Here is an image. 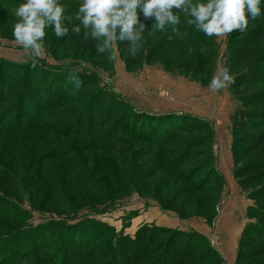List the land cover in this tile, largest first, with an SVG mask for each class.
<instances>
[{
	"label": "trees",
	"instance_id": "obj_1",
	"mask_svg": "<svg viewBox=\"0 0 264 264\" xmlns=\"http://www.w3.org/2000/svg\"><path fill=\"white\" fill-rule=\"evenodd\" d=\"M15 1L17 4L20 2V0ZM67 5L69 14L74 18L79 3ZM179 16V23L171 26L167 31H158L151 28L154 18L146 19L143 13H139V19L145 23L146 28L145 42L137 52L138 56L137 54L131 55L128 50V41L119 43L121 51L128 50L124 56L127 67L136 66L139 61L158 59L159 52L166 53L165 62L169 65L174 55L178 53L176 49L169 47L170 42L174 39L182 40L186 36L196 38V34L185 27L189 17L182 12ZM259 22L260 27H256ZM73 23L78 24L79 21L73 19ZM252 24L254 26L250 27L249 25ZM249 25L247 31L244 32L251 43L249 48L257 46L260 52L264 48V13L255 19H250ZM68 36H73L71 38L76 46L83 44L88 52L97 54L95 51L97 42L91 36L85 38L83 31L79 35L70 31ZM192 44L194 42L187 39L185 45L191 47ZM193 50L196 52L197 49ZM139 54L144 55L143 60L140 59ZM97 55L101 57V54ZM47 70L51 71L48 72L34 66L32 62L13 66L0 61V157L6 154L3 145L6 144L7 149L13 145L22 146L19 138L25 130L31 131L38 128L41 131L50 130V128L40 126L38 119L49 107L64 106L63 102H59L67 91L64 89L69 81H73V77H78L81 86L87 89L80 92L81 97L87 98V101H84V105L79 108H75L71 115L65 116L61 123H54L51 126H53L55 138L73 139L72 141L79 145L77 149L79 153L77 150L72 152L65 145L57 149H48L45 145L31 149L27 162V173L45 172L64 182H59L56 188H61V186L65 188L61 189V193L67 197L66 199L57 197L53 186L50 187L46 183L42 186L47 200L55 199L56 207L65 211L67 208H74L75 202L83 204L85 198L97 201L114 200L112 193L121 194L128 191V187L125 189L123 185H119L122 182L130 183L131 186L136 185L157 173H163L161 177L165 179L168 172L171 175L175 174L174 177L177 180L181 178L193 192L197 193L202 192L203 186L198 177L193 179V176L198 174L204 178L209 176L212 178L211 183L214 181L219 183L215 189L217 197L222 194L225 183L223 175L216 168L212 151H210L215 140V133L212 123L207 119L188 113L154 114L135 111L127 101L113 97V93L109 94L99 90L92 74L68 72L61 68H47ZM200 71L198 73L193 71L194 74L192 73L190 78L194 80L196 75L202 74L203 71ZM260 75H264V55L255 59L243 73V86H250L255 80L258 81L261 78ZM235 82L234 78V83L229 85V91L233 92L235 86L239 88ZM92 90H95L93 94H91ZM249 96H245L246 100H249ZM25 105L26 107L31 106L35 110L34 113L27 111ZM94 107L95 110L91 111ZM7 115L9 118L5 121ZM2 116L3 119H1ZM262 118L264 119V111L256 107L252 109L241 107L234 114L230 130L232 154L235 156L233 175L247 198L253 201L247 208L248 221L238 239L235 264H253V260L264 256V184L249 187L252 182L264 179V156L240 168L237 166V153L255 152L264 146V131L255 127L256 120ZM191 131L197 132L196 135L191 136ZM41 140L35 141L40 143ZM84 140L88 143L82 145ZM237 140L241 143L240 147H236ZM105 145L114 147L121 157L106 152ZM91 149L98 155L99 152L104 155V158L100 155L94 158L93 168L96 166L99 171L103 172L98 179L92 175L93 171L89 172L86 167V164L93 159V155H90ZM206 152L209 153V157H206ZM73 153V159L56 156L57 154L70 156ZM55 163L62 167L58 169L59 171L54 168ZM179 167L183 172L178 170ZM83 177L85 179H82ZM99 178L109 184L108 190L111 194H107L104 189L100 188L97 183ZM14 182L13 176L5 169L0 170V186L14 191ZM87 182H91L92 185L89 186ZM181 190L182 188H176V192L180 193ZM33 192L34 190L30 196ZM33 201L34 199H29L31 205L38 207ZM4 202L0 199V218L3 222L17 221L22 218L15 205ZM218 203L219 201L216 202L215 207ZM45 205L48 203L44 202ZM167 209L171 210L168 207ZM214 213L213 217L217 216L216 210ZM92 225L98 226L99 229L93 231L92 227H86L83 234H78L76 238L70 236V239H66L67 242H74L77 248L73 253L71 263H68V254L64 248L59 264H204L205 262L220 264L221 261L219 255L209 245L210 242L207 244L201 237L202 235L195 232L144 224L132 236L124 233L123 230L117 232L115 228L106 224L93 222ZM22 227L17 226L5 233H0V264H26V261H29V264L41 263L36 250L41 248L45 251L43 248L46 243H41L38 235L43 238L46 230L41 232L43 228L31 227L30 232H26ZM46 227L47 232L54 233L50 225ZM57 227L61 229V223ZM84 242L88 243L82 245ZM2 245H4L3 249Z\"/></svg>",
	"mask_w": 264,
	"mask_h": 264
},
{
	"label": "rangeland",
	"instance_id": "obj_2",
	"mask_svg": "<svg viewBox=\"0 0 264 264\" xmlns=\"http://www.w3.org/2000/svg\"><path fill=\"white\" fill-rule=\"evenodd\" d=\"M62 2L71 4L79 3L80 0H62ZM16 5L17 2L15 0H0V61L13 66L26 65L32 62L34 66H38L48 72L51 70H47V68H61L68 72L92 74L95 77L93 79L97 81L99 90L109 94L113 93V97L116 96L127 101L128 105L133 107L135 111L159 112L165 109L175 113L193 114L199 118L208 117L206 119L212 123L215 133V140L210 151H212V156L215 159L216 168L222 175L226 176L228 174V176L230 175L235 179L233 175L235 156L232 154V140L229 148L232 155V168L226 173L222 171V167H218L220 166L218 159L219 150L222 149L221 143L225 141L222 140L223 136L217 130L227 135V130H231L234 114L241 107L246 109L256 107L264 111V75H260L261 78L258 81L255 80L250 86H243V73L246 72L248 66L255 59L264 55V48L260 52L256 48L257 46L252 49L249 48L251 43L246 33L234 31L219 37H207L203 32L197 31L194 25L185 23V27L196 34V38L186 36L182 40L174 39L171 41L169 47H173L178 53L174 55V59L169 65L165 62L166 53L159 52L158 59L139 61L136 66L128 68L124 62V56H126L128 50L121 51L119 41L115 49L117 59L110 61L107 58V54H101V57L97 54H91L83 44L76 46L75 41L71 38L73 36L67 35L57 38L52 29L48 28L44 38L45 49L43 54L40 58L34 60L30 52L23 50L22 46L16 43L12 34L17 22V18L14 15ZM262 8H264V5H262ZM260 22L257 23L256 27H260ZM249 26L253 27L254 25ZM170 27L165 31L169 30ZM186 38L194 42L191 47L185 45ZM85 48L87 49L86 51L84 50ZM193 49H197L196 52ZM139 56L142 59L144 55L139 54ZM226 66L230 69L231 74L235 78V84H238L239 88L235 86L234 88H237V90L234 89L233 92L228 90L229 86L217 92L211 91L208 88V84L212 76ZM193 71L195 73L200 71L202 74L196 75L193 80V78H190ZM241 82L242 84H240ZM71 88H74L73 81H69L64 89L67 90L65 95L59 100V102H63L64 106H51L38 119L40 126L50 128V130L41 131L39 128L31 131L25 130L23 134H20L19 138L22 146L13 145L7 149V145H3L6 154L0 157V170L4 171L5 169L7 173L13 176L15 189L14 191H9L0 186V199L5 201V204L12 203L15 205L17 210L21 211L17 212L21 214L22 218L12 222H3L0 218V233H5L17 226H23L22 228H25L26 232H30L31 227L43 228L41 232L46 230V235L43 238L38 235V239H41V243H46L45 248H43L45 251L41 248L36 250L37 256L41 260L40 264H59L64 254V248H66L65 250L68 254V263H71L73 253L77 248L74 242H67L66 239H70V236L76 238L78 234H83L86 227H92L93 231L98 230L99 227L92 225L93 222L112 226L117 232L123 230L124 233L132 236L144 224L157 225L198 233L202 235L201 237L204 238L207 244L210 242L209 245L220 257V264H235L238 241L234 259L229 260L225 256L224 248L225 240L229 239L230 236L227 237L226 234H221L218 231L219 219L226 213L230 196L228 183L224 175L225 185L219 197H217L215 192L216 185L218 186L219 183L216 181L211 183L212 178L209 176H205V178L199 174L193 176V179L198 177L203 186L202 192L197 193L193 192L181 178L177 180L174 177L175 174L171 175L168 172L165 179L161 177L163 173H157L136 185L131 186L130 183L122 182L119 185H123L125 189L128 187L127 193H112L114 200L110 201H97L85 198L83 204L75 202L76 206L74 208H67L63 211L61 208L56 207L55 199L49 198L47 200L42 188L45 183L49 184L50 187H54L57 197L61 199L67 198L61 193V189L65 188L62 186L61 188H56L57 184L62 181H59L55 176H49L45 172L27 173V162L31 155L30 151L33 148L47 145L48 149H57V147L65 145L72 152L79 148V145L72 141L73 139L66 138V140H62L55 138L53 126H51L54 123H61L65 116L71 115L75 108H79L84 105V101H87V98L81 97L82 94L80 92L83 91V86L78 89ZM94 92L95 90H92L91 94ZM182 92L184 95H181ZM246 95H250L249 100H246ZM25 108L27 111H32V114L35 111L31 106L26 107L25 105ZM205 109H207V113L202 114ZM92 110H95V107ZM9 115L6 116L5 121L9 118ZM1 119H3V116ZM256 121L257 125L255 127L264 131V119H257ZM196 133L191 131V136L196 135ZM37 139L42 140L40 143H36L35 140ZM87 143L84 140L82 145ZM240 144V141L237 140L236 147H240ZM104 150L111 155L121 157L114 147L111 148L109 145H105ZM90 152V155H93V159L86 164V167L89 172L93 171L92 175L98 179L103 172L99 171L96 166L93 168L95 164L94 158L99 157V155L104 158V155L102 152H99L98 155L92 149ZM205 155L209 157L208 152ZM56 156L58 158L63 156L73 159L74 153L70 154V156L68 154L66 156L57 154ZM263 156L264 146L255 152H244L243 154L239 152L237 153V166L240 168L245 164L259 160ZM72 164L74 165V163ZM54 165L57 170L62 168L57 163ZM182 168L179 167L178 170L180 169L179 171L183 172ZM164 173L166 174L167 172ZM24 176L26 178H23ZM90 178L93 179L92 177ZM82 179H85V177ZM235 181L237 182L236 179ZM91 182H87L89 186L92 185ZM97 183L107 194H111L108 190L110 186L107 182L99 178ZM257 184H264V179L252 182L249 187ZM176 188H182L180 193L176 192ZM32 190L34 192L30 196ZM30 198L34 199L33 203L38 207L30 204ZM218 201L219 203L215 207ZM250 201L253 202L252 200ZM44 202L48 203V205L44 206ZM240 204L242 203H238V206ZM167 207L171 210H168ZM241 208L243 216L239 213V207L237 209V220L243 222L246 220L244 205ZM215 210L216 214L218 211V214L213 217ZM150 213H160V215L169 218L171 222H167V225H161L160 222L153 218L155 215ZM230 215L233 216L235 214ZM59 223H61V229L57 227ZM47 225L53 228L54 233L47 232ZM204 226L209 228L206 233L200 231L204 230ZM87 243L84 242L82 245ZM3 247L4 245H2V249ZM200 254L202 253L200 252ZM51 255L56 257V259ZM26 264H29V261H26ZM204 264H207V262ZM253 264H264V256L258 257L255 261L253 260Z\"/></svg>",
	"mask_w": 264,
	"mask_h": 264
},
{
	"label": "clouds",
	"instance_id": "obj_3",
	"mask_svg": "<svg viewBox=\"0 0 264 264\" xmlns=\"http://www.w3.org/2000/svg\"><path fill=\"white\" fill-rule=\"evenodd\" d=\"M264 0H80L75 16L62 0H20L14 9L17 18L13 37L23 50L38 59L45 49L46 30L55 37H65L71 31L97 42V54H107L110 61L117 59V42L128 41V50L135 56L145 42L146 25L139 19L154 18L151 28L165 31L179 23V13L189 17L187 23L207 37L223 36L234 31L244 33L250 19L264 13ZM73 19L79 23H73ZM74 88L81 87L73 77ZM234 83V76L226 66L215 73L208 88L217 92Z\"/></svg>",
	"mask_w": 264,
	"mask_h": 264
},
{
	"label": "crops",
	"instance_id": "obj_4",
	"mask_svg": "<svg viewBox=\"0 0 264 264\" xmlns=\"http://www.w3.org/2000/svg\"><path fill=\"white\" fill-rule=\"evenodd\" d=\"M181 95H184V93L182 92ZM150 112L154 113V114H162V113H168L170 111H167L164 109V110L159 111V112H153V111H150ZM204 113H207V109L202 111V114H204ZM206 118H208V117H206ZM206 118H203V119H206ZM217 131L219 132V134H221L223 136V138L221 137L222 140L225 141V142L221 143L222 149L219 150L218 159H219L220 166H218V167L219 168L222 167V171L227 173V171L232 168V155H231V151L229 149L232 137H231L230 130H227V135L222 134L221 131H219V130H217ZM224 177L228 183V188H229L228 193L230 196H229V201L227 203L226 213L223 216H221V218L219 219L218 231L221 234H226L227 237L230 236L229 239L225 240L224 250H225L226 258L228 257L229 260H233L234 255H235V248L237 245V241H238L239 236L243 230V227L245 226V224L248 221V219H247V208L252 204V202L250 201V199L247 198L246 194L241 190V188L239 187V185L237 184V182L235 181V179L233 177H231L230 175L228 176V174H226V176L224 175ZM238 203H242V204H240L238 206ZM243 205H244V210H245L244 215L246 217V220L241 222V221L237 220L238 219L237 218V209L240 207L239 213H240V215H242V208L241 207ZM150 214H154V213H150ZM230 214H235V215L231 216ZM154 215L155 216L153 218H155L157 222H160L161 225H167L166 224L167 222H169V221L171 222V220L169 218L164 217L163 215H160V213H157ZM157 224H159V223H157ZM170 226H172V225H170ZM203 229L204 230H200V231H203V233H206V232H208L209 228L204 226Z\"/></svg>",
	"mask_w": 264,
	"mask_h": 264
},
{
	"label": "built area",
	"instance_id": "obj_5",
	"mask_svg": "<svg viewBox=\"0 0 264 264\" xmlns=\"http://www.w3.org/2000/svg\"><path fill=\"white\" fill-rule=\"evenodd\" d=\"M217 214H218V211H217Z\"/></svg>",
	"mask_w": 264,
	"mask_h": 264
}]
</instances>
